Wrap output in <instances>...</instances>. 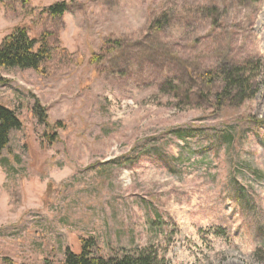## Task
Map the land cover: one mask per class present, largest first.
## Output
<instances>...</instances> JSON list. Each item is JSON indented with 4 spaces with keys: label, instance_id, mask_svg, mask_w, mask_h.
<instances>
[{
    "label": "rangeland",
    "instance_id": "1",
    "mask_svg": "<svg viewBox=\"0 0 264 264\" xmlns=\"http://www.w3.org/2000/svg\"><path fill=\"white\" fill-rule=\"evenodd\" d=\"M17 26L53 56L0 68L22 121L0 157V264H63L81 237L98 255L264 264V0H0V45ZM250 60L255 96L217 98L204 74Z\"/></svg>",
    "mask_w": 264,
    "mask_h": 264
},
{
    "label": "trees",
    "instance_id": "2",
    "mask_svg": "<svg viewBox=\"0 0 264 264\" xmlns=\"http://www.w3.org/2000/svg\"><path fill=\"white\" fill-rule=\"evenodd\" d=\"M67 8L68 3L61 1L46 10L50 11L52 17H56L64 15ZM170 18L169 12L164 11L159 18L151 21L149 29L160 30L171 22ZM113 42L119 44L117 40ZM52 56L53 48L47 41V34L35 38L26 27L17 26L4 37L0 45V68L18 67L39 71ZM96 58L95 56L92 60ZM259 69V63L252 60L234 66L221 64L204 74V79L208 83H222L221 90L216 94L217 98H230L232 103L241 104L257 93L255 80ZM37 114L42 113L38 110ZM21 127L22 121L17 112L0 101V157L10 144L12 131ZM80 242L83 250L77 253L68 248L63 264H168L165 255H161L159 249L152 244L138 247L134 251L105 256L95 253L96 242L93 238L81 237ZM257 256L264 260L262 250L257 251Z\"/></svg>",
    "mask_w": 264,
    "mask_h": 264
}]
</instances>
